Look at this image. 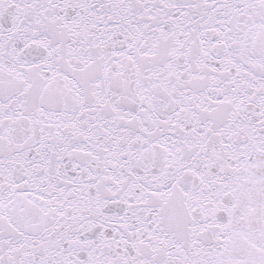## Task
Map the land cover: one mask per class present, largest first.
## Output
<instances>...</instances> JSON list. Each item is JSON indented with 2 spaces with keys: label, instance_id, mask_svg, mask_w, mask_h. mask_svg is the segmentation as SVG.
<instances>
[{
  "label": "snow or ice",
  "instance_id": "snow-or-ice-1",
  "mask_svg": "<svg viewBox=\"0 0 264 264\" xmlns=\"http://www.w3.org/2000/svg\"><path fill=\"white\" fill-rule=\"evenodd\" d=\"M0 264H264V0H0Z\"/></svg>",
  "mask_w": 264,
  "mask_h": 264
}]
</instances>
